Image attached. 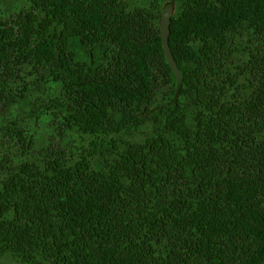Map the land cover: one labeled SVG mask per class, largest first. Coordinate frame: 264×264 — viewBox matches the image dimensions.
<instances>
[{"label":"trees","instance_id":"trees-1","mask_svg":"<svg viewBox=\"0 0 264 264\" xmlns=\"http://www.w3.org/2000/svg\"><path fill=\"white\" fill-rule=\"evenodd\" d=\"M26 2L0 16V101L31 68L57 142L4 130L22 153L0 161V256L264 264V0Z\"/></svg>","mask_w":264,"mask_h":264},{"label":"rangeland","instance_id":"rangeland-1","mask_svg":"<svg viewBox=\"0 0 264 264\" xmlns=\"http://www.w3.org/2000/svg\"><path fill=\"white\" fill-rule=\"evenodd\" d=\"M131 4H137L139 0H127ZM26 0H3L2 2V19H8L18 13L20 10L27 6ZM20 80H16L11 84L13 94L18 97L15 101H0V161H6L8 164H17L21 161L22 150L17 142V138L7 135L4 131L10 127L11 123H19L23 126L27 136L34 135L37 141L42 144H47L49 140L52 143L57 142V139H50L49 135L52 134L50 128L51 119L48 118H35L36 116L30 114V110L35 106V99L37 97L46 98L50 92L46 86L36 87L34 85L35 77L31 73V68H26L20 73ZM24 83L30 88L29 96L26 100H21L19 95L23 90ZM53 91L51 90V93ZM80 143V140L73 137L68 141L69 147ZM5 176V171L0 169V180ZM0 264H18L9 256H0Z\"/></svg>","mask_w":264,"mask_h":264},{"label":"water","instance_id":"water-1","mask_svg":"<svg viewBox=\"0 0 264 264\" xmlns=\"http://www.w3.org/2000/svg\"><path fill=\"white\" fill-rule=\"evenodd\" d=\"M173 13H174V6L171 3L166 4L163 8V14L160 20L161 39H162L163 50L167 62L170 65L171 69L173 70L178 80V83H181L182 79L180 76V71L169 46L170 21Z\"/></svg>","mask_w":264,"mask_h":264},{"label":"flooded vegetation","instance_id":"flooded-vegetation-1","mask_svg":"<svg viewBox=\"0 0 264 264\" xmlns=\"http://www.w3.org/2000/svg\"><path fill=\"white\" fill-rule=\"evenodd\" d=\"M2 2H3V0H0V16H1V14H2ZM20 11H21V10H20ZM20 11H19V12H20ZM19 12H18V13H19ZM16 14H17V13H16Z\"/></svg>","mask_w":264,"mask_h":264}]
</instances>
